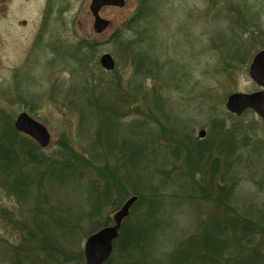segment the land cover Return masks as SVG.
I'll return each instance as SVG.
<instances>
[{"label": "rangeland", "instance_id": "1", "mask_svg": "<svg viewBox=\"0 0 264 264\" xmlns=\"http://www.w3.org/2000/svg\"><path fill=\"white\" fill-rule=\"evenodd\" d=\"M89 6L0 3V264H86L135 191L126 222L145 240L114 243L108 264H208L209 227L240 217L251 231L224 226L210 264H264V120L226 104L259 90L264 0H127L101 11V35ZM22 113L45 149L16 130Z\"/></svg>", "mask_w": 264, "mask_h": 264}, {"label": "water", "instance_id": "2", "mask_svg": "<svg viewBox=\"0 0 264 264\" xmlns=\"http://www.w3.org/2000/svg\"><path fill=\"white\" fill-rule=\"evenodd\" d=\"M5 1V0H0ZM127 0H91L90 11L94 18V29L97 34L104 33L110 26V21L100 17L101 11L106 7L125 8ZM101 65L107 71H113L115 60L111 55L102 56ZM250 77L262 90L243 94L236 93L231 95L227 101V110L230 114L242 116L247 111H254L264 120V51L258 53L250 66ZM15 128L18 132L23 133L34 139L44 149L51 142V134L44 125L40 124L27 113H22L15 122ZM205 131L198 136L205 137ZM137 197H132L114 216V224L103 228L91 235L85 245L84 254L86 264H105L107 263L114 251V242L119 237L123 221L130 215V210L137 202Z\"/></svg>", "mask_w": 264, "mask_h": 264}, {"label": "trees", "instance_id": "3", "mask_svg": "<svg viewBox=\"0 0 264 264\" xmlns=\"http://www.w3.org/2000/svg\"><path fill=\"white\" fill-rule=\"evenodd\" d=\"M134 20L135 19H133L132 21H134ZM6 137L9 138L10 133H7ZM133 197L138 198V200H136L137 202L135 203L134 207L137 206L138 204H140L143 199L145 200L144 195H142L140 193V191L139 192L135 191V193L133 194ZM262 212H264V211H262ZM257 214L259 217V221L261 223L260 226H262L263 227L262 229L264 230V213H261V211H259V213H257ZM241 220L244 221L245 225H242V224H241L242 226L239 225L240 222H242ZM126 221H124L121 232H119L120 233L119 237H118L117 241L114 243H115V250L118 248V250H126L128 252L130 249H135V246H138V245L140 246L142 244V241L145 240V235H141V232H137L138 230L135 227L128 226L127 225L128 223ZM250 222H252V221H250L248 219H242L240 217V218H236V219L221 221V222H219V224H217L216 228H214L213 226L209 227V228H211V231L208 230V236H205L204 243H203V246L207 247L206 249L208 251V258H207L208 264L214 262V260H212V256L217 255V257H219V254L221 253V251H223V249L225 248V246L229 242V239L227 237L228 235L224 234V232L226 230V229H224V226L233 225V228H231V230H232L231 236L232 237L236 236L237 233L240 231H241L240 234L245 236L252 229L251 227L247 226V225H249L248 223H250ZM105 225L107 226V224H105ZM238 227L242 228V229H239ZM98 230H100V228H97L96 232ZM148 239L149 238H147V240ZM234 239H237V238L234 237Z\"/></svg>", "mask_w": 264, "mask_h": 264}, {"label": "flooded vegetation", "instance_id": "4", "mask_svg": "<svg viewBox=\"0 0 264 264\" xmlns=\"http://www.w3.org/2000/svg\"><path fill=\"white\" fill-rule=\"evenodd\" d=\"M90 1H91V0H90ZM6 2H7V3H10V2H12V0L0 1V3H6ZM127 219H128V218H127ZM127 219H126V220H127ZM126 220H125V221H126ZM123 222H124V221H123ZM123 224H124V223H123Z\"/></svg>", "mask_w": 264, "mask_h": 264}]
</instances>
